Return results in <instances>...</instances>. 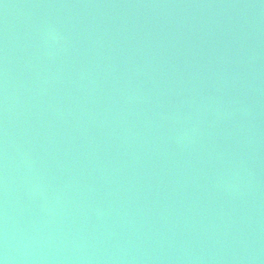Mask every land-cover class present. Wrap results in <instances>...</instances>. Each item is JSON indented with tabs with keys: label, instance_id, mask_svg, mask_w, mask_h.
<instances>
[{
	"label": "water",
	"instance_id": "obj_1",
	"mask_svg": "<svg viewBox=\"0 0 264 264\" xmlns=\"http://www.w3.org/2000/svg\"><path fill=\"white\" fill-rule=\"evenodd\" d=\"M0 264H264V0H0Z\"/></svg>",
	"mask_w": 264,
	"mask_h": 264
}]
</instances>
